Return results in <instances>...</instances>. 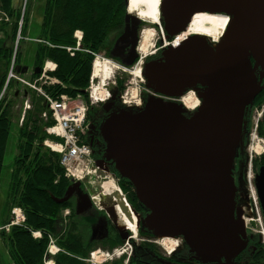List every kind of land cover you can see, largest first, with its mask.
<instances>
[{"label": "water", "instance_id": "obj_1", "mask_svg": "<svg viewBox=\"0 0 264 264\" xmlns=\"http://www.w3.org/2000/svg\"><path fill=\"white\" fill-rule=\"evenodd\" d=\"M160 11L168 39L181 35L198 12L227 15L230 24L217 49L195 36L145 64L143 76L154 94L143 111L107 118L105 159L133 186L148 211L143 226L150 233L183 238L200 262L224 258L233 264L245 248L244 224L235 218L234 160L246 112L263 90L256 71L264 77V0H163ZM125 23L111 55L129 67L138 58L142 22L127 12ZM198 85L202 107L191 118L180 105L154 96L178 98ZM78 185L53 200L67 202ZM91 208L84 195L78 214Z\"/></svg>", "mask_w": 264, "mask_h": 264}, {"label": "trees", "instance_id": "obj_2", "mask_svg": "<svg viewBox=\"0 0 264 264\" xmlns=\"http://www.w3.org/2000/svg\"><path fill=\"white\" fill-rule=\"evenodd\" d=\"M1 8L12 17L13 13L18 12L14 0H0ZM125 14V0H45L40 26L43 32L38 36L41 42L34 47V63L41 67L47 60L56 63V72L49 75L65 86H45L50 96L58 98L64 93L75 97L84 93L89 86L92 56L84 51H67V48L76 46L74 33L78 30L83 32L82 48L84 50L100 52L110 29L119 26V21ZM17 22L16 18L11 34L0 40V93L7 79L11 58L14 59L13 69L17 71L18 65L15 66V62L22 56V51L17 48L19 44H25V42H18L17 47H14ZM1 31L3 29L0 24ZM23 35H28L26 27ZM9 41L11 44H7ZM36 76L33 75V78ZM25 89L26 97L30 98L31 109L24 116L22 128L17 129L20 131L19 134L12 133L11 128L12 125H17L14 121L20 119L22 111V104L17 109L19 112L16 111L19 95L15 93L11 103L0 112V188L9 170L6 164L7 154L11 153L12 145L19 138L21 139L20 145L16 147L20 154L16 174L5 201L0 192V219H2L1 224L8 222L7 213L2 210V207L4 205L8 207L13 199L15 205L21 206L26 211L27 220L24 226L12 228L9 235L1 232L0 239L7 243V252L14 257L15 264H44L43 259L50 235H60L58 244L61 247H65V243L69 244L66 235L62 232L58 233V229L61 225L60 213L70 205L69 203L57 204L52 197L61 198L71 182L65 176L59 155L51 151H42V142L48 137L45 128L53 124L47 102L30 87ZM4 100L5 98L2 102ZM23 101L24 99L22 103ZM2 102H0V110L3 108ZM45 111H48L47 119L42 117ZM38 140H41V144L36 148L34 146ZM123 183L125 184V186L122 184L123 189L128 194L132 206L137 210H139L138 207L143 208L130 183L126 180ZM16 196H18L17 201H15ZM31 231H41L42 239H34ZM140 231L142 235L152 236L145 227Z\"/></svg>", "mask_w": 264, "mask_h": 264}, {"label": "flooded vegetation", "instance_id": "obj_3", "mask_svg": "<svg viewBox=\"0 0 264 264\" xmlns=\"http://www.w3.org/2000/svg\"><path fill=\"white\" fill-rule=\"evenodd\" d=\"M189 35V37H194L196 34L191 33ZM205 38L209 39L210 42H214V39L210 37ZM154 47L156 50V46ZM163 47L166 49L171 46L164 45ZM122 54L124 59L126 55L125 53ZM150 55L153 56L154 53L152 52ZM150 55L148 58L151 57ZM159 59L155 58L154 60ZM256 77L263 90L247 110L248 116L246 117L243 141L238 150L234 167V180L237 189L236 202L238 205L236 209H238L240 219L244 223L246 220L244 240L246 248L233 259V264H264V77L261 76L260 70L256 71ZM194 89L198 92L203 90L199 85ZM189 94L191 95L192 92ZM190 95H187V97H190ZM187 97L185 96L182 99ZM196 100L195 97L193 102L196 103L198 101ZM113 104L114 102H112L111 108L107 110L109 113L101 110V113L92 120L91 127L86 135V140L92 148L93 154L100 159L106 155V143L102 137L101 125L107 117L118 114L121 110V107ZM198 107L199 101L192 110ZM188 110L191 111V109ZM191 114L193 113H187L186 117H191ZM256 123H258L257 126ZM255 130L257 140L252 139V133ZM250 147L257 150L259 154H254L253 151L250 154ZM248 169L252 175L250 181L246 178ZM122 184L125 186L124 183ZM87 190L80 185L75 190V196L68 202L70 205L69 226L66 228L65 225H60L58 233L65 232L69 244L65 243L66 246L62 247L63 253L56 258V264H201L190 253L185 242L181 240H179L180 242L172 240L173 245H167L154 236L140 234L141 231L134 234L130 230L131 228L126 227L118 218L115 216L109 218L106 213H101L94 207L87 218L80 217L77 214L76 206L85 194L92 193V191L87 193ZM252 197L256 199L255 204ZM138 209L137 213L143 216V208L138 207ZM60 216L59 218L63 220L62 213H60ZM77 219H79L78 224L75 223ZM247 220L249 221L247 222ZM82 231L85 232L84 235ZM168 249L174 250L170 252ZM95 252H97L95 256L104 255L105 258L100 262L93 261L91 255ZM226 262V259H223L221 264Z\"/></svg>", "mask_w": 264, "mask_h": 264}, {"label": "rangeland", "instance_id": "obj_4", "mask_svg": "<svg viewBox=\"0 0 264 264\" xmlns=\"http://www.w3.org/2000/svg\"><path fill=\"white\" fill-rule=\"evenodd\" d=\"M14 1H15L14 2L15 6L18 9V12L16 14L13 13L12 14L13 17L7 11H4L2 8L0 9V24H1V29H3V31L0 32V40L4 39L6 37V35L11 34L13 27L16 23V18H17L18 19V22L16 25L17 36H16V41L14 43V47L15 48L17 47L18 42L19 43L25 42V44H23V45L19 44L18 45L17 49L18 50L20 49L22 51V56L20 57V59L18 61L15 62V64H16L15 66L18 65L21 68L28 66V67H30V71L26 72V75H21V74L16 73V70H14L12 68L13 57L11 58L10 68L8 70V73H7V79L5 81V84H4L2 91L0 93V98H1L0 102H2L3 98H5V100L2 102L3 108L0 110V112H2V110H4L9 103H11V100H13V95L15 93L17 94V92H20V95L18 96L19 97L18 104L16 107V111L19 112V110H17V109H18V107H20V104H22V100L24 99V96L27 94L25 88L26 87L29 88L27 86L28 84L31 83L33 85L34 81L38 80L37 77L35 79L32 77L33 67L37 66L36 63H34V58H35L34 47H36L38 45V43L41 42V41H39L38 36H39V34H41L43 32V29L40 26H41V23L43 20V7L45 4V0H14ZM4 7H5V5H4ZM29 11H30V14L28 15ZM4 13L6 14V17L1 15ZM124 13H125V10H124ZM27 15L29 16L28 23L26 21ZM14 16H15V18H14ZM123 21H124V18L122 17L121 20L119 21V26L112 27L110 29V31L107 35V38L104 42L105 43L104 47L100 50V52L97 51V55L99 56V60H101V63L109 64L115 69L113 76L111 77V79L106 81L107 83H106V85H104L102 87V89H104V87H105V89H107V91L110 94V98L115 93L116 97L114 99L117 100L116 102L120 106L137 105L135 110H139V109L143 108L141 101L144 102V96L148 93L147 87L145 86V83L143 82V79H142V75H143L142 67H143V64L145 63V61H147L146 57H148L152 52L154 53V51L158 50L159 43L162 39V32H161V30H159V28H157L158 30L154 29L153 25H150L148 23L142 24L140 33L143 30L149 28V29L154 30L153 31L154 35H152V37L149 39V42L147 43V48H146L147 49V55H141L139 53L140 58L138 59V61L135 64H133L132 67H130L129 69L126 70L122 67V65H120V63L118 61L111 60L108 57L110 54V51L112 50V48L115 45V42L120 37V35L123 31ZM25 27L27 28V33H28L27 36L23 35V33L25 31ZM9 43H10V41L7 44H9ZM19 46H21V48H19ZM154 46H156V50H155ZM159 51L157 52L156 55L150 57L149 59L160 56L163 51H160V52ZM51 65H52V63H50L49 66H51ZM137 72H141V74H138ZM8 79H10L9 83H8ZM95 84H97V81L95 82ZM28 100H30V98H28ZM124 100L127 102V104H124ZM101 106L102 105L94 104L93 106H91L92 108L90 107L91 108L90 112H89L90 123H92V120L95 119L96 116L101 113ZM185 112L194 113L195 110H192V111L187 110ZM22 116H23V113H21L20 119H16L14 121V123L17 125L11 126L12 133H18V134L20 133V131L17 129L22 128V125H21ZM20 140L21 139L19 138L13 144L14 146L12 145L11 153H8L7 157H6V164L9 168V170L6 173L5 182L1 185V188H0L1 189L0 192H1L2 197H3V201H5L7 198V192H8V190H10V187L12 186L11 185L12 180L16 174L17 160L20 157V154H18L16 147H18L20 145V142H19ZM54 141L56 142V140H54ZM44 142L45 141L42 142V147H43L42 151H46V152L50 151L45 146ZM40 144H41V140H38V141H36L34 147L37 148L40 146ZM24 179H25V177H24ZM17 197L18 196L15 197V201H17ZM13 201L14 200L12 199L10 202V205L8 207H6L5 205H4V207H2V210L5 211L7 213V216H8V222L7 223L1 224L2 219H0V230H1V232L5 233V235L6 234L9 235L12 228L21 227V226H15L14 225V226H11L10 228H8V225L10 224L11 220H13V219L16 220V219H18V217L20 219H22V214H25V216H26V211L21 206L15 205L13 203ZM0 209H1V207H0ZM131 211L134 214L133 209H131ZM78 220L79 219H77L75 223L78 224ZM81 223H82V221H81ZM84 233L85 232L82 231L83 235H84ZM42 237H43V233H42ZM1 238H3V237L1 236ZM0 240H1V243H0V251H1L0 260H1V262H0V264H15L14 257L7 252V248H6L7 243H5V241L2 239H0ZM161 240H162V242H164L167 245H173V241L171 239L161 238ZM175 241L176 240H174V242ZM178 242H180V241H178ZM49 251H52L53 253L55 251L53 237L48 242V248H47V251L45 254L48 257L46 261L53 263V253L50 254ZM222 260H223V258H220L217 261L212 262V263H210V262L209 263L200 262V263L201 264H221ZM225 264H228V262H226Z\"/></svg>", "mask_w": 264, "mask_h": 264}, {"label": "bare ground", "instance_id": "obj_5", "mask_svg": "<svg viewBox=\"0 0 264 264\" xmlns=\"http://www.w3.org/2000/svg\"><path fill=\"white\" fill-rule=\"evenodd\" d=\"M163 0H129V13L137 15L142 22L148 23L150 25H153L154 27L157 26L159 30L162 32V36H164V29L163 25L161 22V11H160V6ZM228 18L224 15H217L215 16L213 13H208V12H198L196 13L192 19L189 22L188 29L185 33H183L177 40L170 41L165 40L164 36V45L169 46H177V42L182 43L183 41H186L188 39V35L193 33L196 34L195 36H200V37H210L211 39H214V42H211V44H217L219 39L221 38L222 34L224 31L227 29V23H228ZM161 22V23H160ZM152 29H145L140 33V42H139V47H138V54L140 53L141 55H147V43L149 42V39L152 37L153 34ZM190 36V35H189ZM163 40V37H162ZM216 42V43H215ZM148 59V57H146ZM114 68L106 63H101V60L96 61L94 63V74L93 77L94 79H99L100 81V89L106 85V81H108L114 73ZM138 74H141V72H137ZM105 88V87H104ZM98 90V89H97ZM190 95V94H189ZM106 97H108L106 95ZM187 97V96H186ZM194 99V100H193ZM195 101V96L193 93L188 96L187 98H184L182 103L188 108L191 109L198 104V101L194 103ZM107 187H110L107 185ZM114 191H117L114 189ZM120 207L117 208L118 212L123 216L124 221L130 222V224L126 222V225H129V227L132 229L134 228L132 219L133 212L130 211L126 212L127 215H124L121 213ZM130 217V221L127 219ZM37 237H39L37 235ZM34 238V237H33ZM164 239H171V240H176L179 241L178 238L170 237V236H164ZM35 239V238H34Z\"/></svg>", "mask_w": 264, "mask_h": 264}, {"label": "built area", "instance_id": "obj_6", "mask_svg": "<svg viewBox=\"0 0 264 264\" xmlns=\"http://www.w3.org/2000/svg\"><path fill=\"white\" fill-rule=\"evenodd\" d=\"M26 107L29 105L26 104ZM51 108L55 111L58 124L49 131L65 138V144L61 146L60 151L63 154L62 164L66 168L67 176L81 180L97 174L99 169L91 158L90 148L82 143L78 136V133L83 131L85 108L80 105L71 107L65 100L61 103L51 102ZM123 199L126 203V199Z\"/></svg>", "mask_w": 264, "mask_h": 264}, {"label": "crops", "instance_id": "obj_7", "mask_svg": "<svg viewBox=\"0 0 264 264\" xmlns=\"http://www.w3.org/2000/svg\"><path fill=\"white\" fill-rule=\"evenodd\" d=\"M15 2V1H14Z\"/></svg>", "mask_w": 264, "mask_h": 264}]
</instances>
